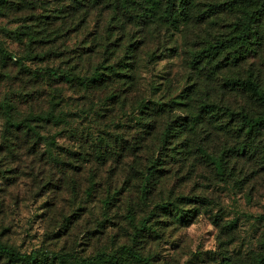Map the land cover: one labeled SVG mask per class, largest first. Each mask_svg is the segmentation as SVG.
I'll return each instance as SVG.
<instances>
[{
    "label": "rangeland",
    "instance_id": "obj_1",
    "mask_svg": "<svg viewBox=\"0 0 264 264\" xmlns=\"http://www.w3.org/2000/svg\"><path fill=\"white\" fill-rule=\"evenodd\" d=\"M112 1L90 7L83 22L84 9L73 11L72 0H0V48L11 54L0 53V242L19 252L120 254L134 235L128 213L139 225L163 201L198 206L182 199L195 195L204 200L200 213L189 223L157 213L151 221L156 235L136 242L139 251L153 264H261L264 219L243 213L264 214V171L241 187L238 176L223 181L205 163L193 164L199 157L175 161L180 151L166 157L163 177L148 186L145 202L140 199L145 165L159 153L154 146L187 106L169 107L156 117L152 133L136 124V107L142 99L169 101L189 80L184 42L192 33L171 36L172 30L155 26L142 32L134 24L123 31L108 21ZM134 1L135 12L150 5ZM233 19L215 18L223 25ZM107 30L124 47H137L132 80L101 89L39 71L88 75L102 58L85 48L95 45L94 38L103 42ZM7 106L14 124L6 120ZM60 112L58 123L36 117ZM24 120L29 127H16ZM214 130L197 128L187 137L199 141L206 132L210 146H220L224 142ZM0 264L11 263L0 255Z\"/></svg>",
    "mask_w": 264,
    "mask_h": 264
},
{
    "label": "trees",
    "instance_id": "obj_2",
    "mask_svg": "<svg viewBox=\"0 0 264 264\" xmlns=\"http://www.w3.org/2000/svg\"><path fill=\"white\" fill-rule=\"evenodd\" d=\"M72 1L73 11L79 5L84 9L83 22H86L90 7L101 5L103 0ZM83 1L87 3L83 4ZM148 3V8L142 7L139 12H135L134 0H113L109 5L112 11L108 21L110 24H119L123 31L127 24H134L141 27L142 32L144 28L155 26L165 28L166 31L172 30L171 36L174 33L183 34L187 29L192 34L184 42L189 80L169 101L142 99L136 107V124L143 125L145 133H152L156 117L168 112L169 107L187 106L183 109V116L168 122L154 146L157 147L155 152L159 153L156 158L151 156L145 165L140 199L145 202L148 186L163 177L166 157L174 159L180 151L183 155L175 161L183 162L191 156L199 157V161H194L193 164L205 163L213 170L215 177H220L223 181L238 176L237 182L242 187L249 178L264 171V0H148ZM225 14H231L234 19L227 25L218 24L215 18ZM93 44L95 45L85 48L88 55L96 49V52L100 51L102 59L92 67L88 75L56 71L53 68L39 71L75 81L85 87L101 89L114 81L126 82L127 79L134 78L136 45L128 43L124 47L120 39L112 37L109 30L103 42L94 38ZM0 53L11 56L2 48ZM82 53L77 52L78 57ZM112 96L113 94L110 98ZM9 109V106L4 109L6 120L14 124ZM62 116L60 112L58 115L47 113L36 117L58 123L62 121ZM27 121H20L15 125L29 127ZM206 126L216 130L214 133L221 137L224 142L222 145L210 146L206 132L200 135L199 141H189L188 132H195L197 128L203 129ZM110 199L108 197L105 203H109ZM182 199L198 206L185 208L179 201H163L155 204L147 217L139 221V225L134 223L133 214L128 213L134 235L131 244L121 246L120 254L98 251L89 257H71L43 249L19 252L0 242V255L11 264H129V261L153 264L135 243L157 232L151 222L157 213L171 216L183 223H189L200 213L199 208L204 201L201 196H185ZM243 215L254 220L264 219V214ZM263 262L264 255L260 258V263Z\"/></svg>",
    "mask_w": 264,
    "mask_h": 264
}]
</instances>
